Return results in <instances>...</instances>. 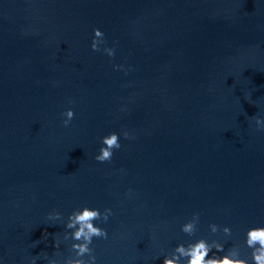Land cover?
Here are the masks:
<instances>
[{
	"label": "water",
	"instance_id": "1",
	"mask_svg": "<svg viewBox=\"0 0 264 264\" xmlns=\"http://www.w3.org/2000/svg\"><path fill=\"white\" fill-rule=\"evenodd\" d=\"M95 27L114 58L91 50ZM255 115L264 116L261 0H0L4 264L70 255L54 247L63 225L45 217L83 204L113 210L101 225L109 238L93 241L97 264H163L159 249L186 239L179 226L193 212L198 235L223 239L208 225H229L248 255L244 231L264 224ZM122 129L135 139L95 161L99 138Z\"/></svg>",
	"mask_w": 264,
	"mask_h": 264
},
{
	"label": "clouds",
	"instance_id": "2",
	"mask_svg": "<svg viewBox=\"0 0 264 264\" xmlns=\"http://www.w3.org/2000/svg\"><path fill=\"white\" fill-rule=\"evenodd\" d=\"M264 2V0H261ZM90 48L93 52H100L108 58L116 56L117 48L115 44L109 45L105 32L95 27L92 29ZM116 70L127 73L129 67L123 64H115ZM249 100L251 96L249 95ZM254 103V102H253ZM122 112L126 108L120 109ZM62 124L65 128L71 125L75 117L74 110L69 107L60 113ZM254 122L257 131H264V116L255 115L249 119ZM135 139L128 130L111 131L99 138V148L94 155V160L98 163L110 162L116 151L122 148L121 139ZM129 198L134 195L131 189L125 193ZM113 215L110 207L103 209L88 204L73 208L66 216L59 210L53 209L46 214V224H61L64 227L62 239L55 238L54 247L58 250L62 243H66L70 255L62 259L56 258L58 253L49 256L47 253H40L32 256L29 264H37L38 260L46 261V264H97V256L92 247L94 239L109 238L108 231L101 225L107 224ZM200 223V213L193 212L191 217L186 219L179 226V231L184 234L186 239L179 241L170 251L160 248L163 257V264H264V224H254L246 228L243 234V247L248 250V255H242L238 244L231 241L233 234L232 227L229 225H218L210 223L208 231L212 236L218 233L223 234V239H209L206 236L198 235ZM57 234H55L56 237ZM48 233L42 236L46 240ZM155 240V237L153 238ZM231 241V247L226 248L225 244ZM41 241H35L36 246ZM211 254V255H210ZM0 264H4L0 257Z\"/></svg>",
	"mask_w": 264,
	"mask_h": 264
}]
</instances>
